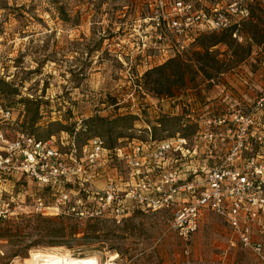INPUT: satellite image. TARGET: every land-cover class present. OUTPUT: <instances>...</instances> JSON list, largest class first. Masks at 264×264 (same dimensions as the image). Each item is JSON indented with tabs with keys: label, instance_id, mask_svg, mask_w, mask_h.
Segmentation results:
<instances>
[{
	"label": "rangeland",
	"instance_id": "374dc122",
	"mask_svg": "<svg viewBox=\"0 0 264 264\" xmlns=\"http://www.w3.org/2000/svg\"><path fill=\"white\" fill-rule=\"evenodd\" d=\"M176 1L0 0V107L10 112L7 120L0 115V130L13 139L21 132L41 135L54 124L50 128L54 134L77 129L76 140L82 143L92 136L90 118L132 115L134 127L119 141L122 146L133 139L148 140L164 118L166 124L154 137L184 136L188 153L173 163L181 178L190 172L201 177L227 153L225 145H209L202 139L215 129L208 122H228L233 115L248 112L264 93V2L250 6V16L236 38L211 46L222 32L188 41L168 30L166 22L175 15ZM182 1L191 3L194 11H208L228 0ZM205 50L218 60L220 73L207 56L201 57ZM201 68L212 74L211 80ZM36 106L38 123L31 129L27 123ZM98 137L106 145L111 141ZM65 138L55 137L61 153L67 152L62 146ZM116 167L123 184L126 170L122 164ZM17 180L0 181V211H7L0 217V233L4 223L25 232L0 239V264H22L32 250L93 258L97 264H264L235 243L225 223L210 211L201 214L189 240H181L170 226L176 207L137 212L120 223L67 215L63 219L67 226L87 233L81 246H38L27 250L25 258L9 260L18 246L37 240L30 227L38 217L56 218L65 209L57 208L32 180L15 185ZM64 191L70 201L78 198L74 188ZM38 200L41 211L36 210ZM93 227L96 232L90 231ZM254 238L264 243V236Z\"/></svg>",
	"mask_w": 264,
	"mask_h": 264
},
{
	"label": "built area",
	"instance_id": "2783aa9c",
	"mask_svg": "<svg viewBox=\"0 0 264 264\" xmlns=\"http://www.w3.org/2000/svg\"><path fill=\"white\" fill-rule=\"evenodd\" d=\"M257 2L264 0H228L208 11H194L191 3L178 0L166 26L188 41L221 32H232L236 38L250 16V6ZM156 27L160 28L159 22ZM262 112L264 93L248 112L233 115L230 127L220 128L225 119L208 122L215 129L202 139L209 145H225L227 153L201 177L190 172V178H180L174 169L173 162L188 153L187 141L180 137L161 143L133 139L110 151L99 137L88 139L79 149L75 134L61 132L66 137L61 145L67 150L61 153L54 144L59 134L39 141L21 132L8 139L1 130L0 174H23L40 186H76L87 196L85 200L70 201L62 190L54 202L57 208L64 206L63 214L77 218L109 216L120 223L134 211L156 213L176 207L170 226L185 242L197 231L201 214L210 211L225 223L235 243L264 261V243L254 238L264 236ZM0 115L7 120L10 112L0 107ZM121 164L126 170L123 184L116 167ZM35 205L37 211L43 209L39 200ZM6 212L0 211V217Z\"/></svg>",
	"mask_w": 264,
	"mask_h": 264
},
{
	"label": "trees",
	"instance_id": "16d2710c",
	"mask_svg": "<svg viewBox=\"0 0 264 264\" xmlns=\"http://www.w3.org/2000/svg\"><path fill=\"white\" fill-rule=\"evenodd\" d=\"M231 37H232V32H222L220 37L214 39V41L211 42V44H212L211 46H215V45H218L221 43L225 44L229 41L228 39H231ZM198 54L200 55V52ZM204 56H207L208 59L211 60V62L213 63L215 72L220 73L221 69L218 66L219 62H218V60L213 58V56H212V54H210L209 50H205L204 53L201 54V57H204ZM199 71L202 73L203 76H205L206 80L212 79V77H213L212 74L208 73L203 68L199 69ZM168 93L170 95V92H168ZM27 103L31 105V102H27ZM34 113H35L34 118L30 122L27 123L31 129L34 128L38 123L37 122V115H38V107L37 106L34 110ZM165 119L166 120L169 119V121L174 122L175 124H177L179 122V120L177 118H165ZM135 120H136V118L132 115H121V116H116L112 119L94 116V117L90 118V120H88V122H87L89 124V130L92 132V136L90 138L98 137V135L99 136L104 135V136L108 137L111 141L109 144L108 143H107V145L105 144V147L107 150L113 151L116 147L119 146V141L126 138V132L133 129ZM165 124H166V121L164 120V118L159 120L158 128L163 127ZM55 125L57 127H60L59 124H55ZM52 126H54V124H52L51 127L49 126V128H47L49 130L42 132L41 135H39V134H37V136L34 134H29V135H31L32 137H34L36 140H39V141L47 140L52 136H56V135L60 134L61 132L67 133L70 136L75 134L76 139L79 137L77 135V133H78L77 129H73L72 131L61 130L59 133L54 134L50 130V128H52ZM230 126L231 125L228 122H225L224 125L221 126L220 128L225 129L226 127H230ZM158 128H157V126H154L152 128L153 134L151 132L148 140H144L143 142L150 141V142H154V143H161V142L171 140V139H174L177 137L185 139L184 136L179 135V134H176L175 136L169 135L163 139H156L154 137V134ZM74 131H77V132H74ZM40 137H46V139H41ZM90 138H88V139H90ZM88 139H86L82 143L79 142V140H76L78 148H80ZM140 141H142V140H140ZM173 167L176 170L178 169L175 164L173 165ZM177 172L179 173V176H180L181 172L179 170H177ZM187 177H188V175H184L183 178H187ZM12 178L18 179L15 182V185H19L20 182H24V181H26L25 179H28L23 174H19L16 176L15 175L0 174V181H2V182H7V179H12ZM188 178H190V177H188ZM20 184H22V183H20ZM36 185H37L38 191H41L43 193H47L48 196L54 201H55V197L62 190H66V189L71 190L72 188L75 189V191L78 194V197H80L84 200L87 198V196L84 193H82L76 186H72L71 184H64V185L60 184V185H56V186H51V185L50 186H40L38 184H36ZM21 186H24V185H21ZM137 212L138 211L131 212L130 216L137 213ZM130 216H128V217H130ZM128 217H126V218H128ZM66 218H69V217H67V215L64 216V214L63 215L60 214L56 218L38 217V219L36 220V224H34V226L30 227L31 233L35 234V236L37 237V240H35L33 243L29 244L28 246L27 245L26 246H18L16 248V250H14L11 253L9 260H12V259L17 258V257L25 258V254H26L27 250H29L30 248L38 247V246H42V247L64 246L67 249H76L79 246H81L80 243L87 236L86 231L85 230H79L76 225L71 226V227L67 226L63 221V219L65 220ZM101 220H110V221L114 222L112 220V218L109 216H105L102 218L89 219L88 221L89 222H97V221H101ZM3 227L4 228H3V230H1V233H0V239L10 240L12 237L21 236L25 232V229L23 227H18V226L13 227L12 225H10V223H4ZM96 230L97 229L95 227L90 229L91 232H96ZM81 234H82V236H80ZM8 263H9V261L5 262L3 264H8Z\"/></svg>",
	"mask_w": 264,
	"mask_h": 264
},
{
	"label": "bare ground",
	"instance_id": "6f19581e",
	"mask_svg": "<svg viewBox=\"0 0 264 264\" xmlns=\"http://www.w3.org/2000/svg\"><path fill=\"white\" fill-rule=\"evenodd\" d=\"M22 264H97L93 258H70L54 252L32 250ZM107 264V263H106ZM110 264V263H108Z\"/></svg>",
	"mask_w": 264,
	"mask_h": 264
},
{
	"label": "crops",
	"instance_id": "0c3cea01",
	"mask_svg": "<svg viewBox=\"0 0 264 264\" xmlns=\"http://www.w3.org/2000/svg\"><path fill=\"white\" fill-rule=\"evenodd\" d=\"M164 101V100H163Z\"/></svg>",
	"mask_w": 264,
	"mask_h": 264
}]
</instances>
